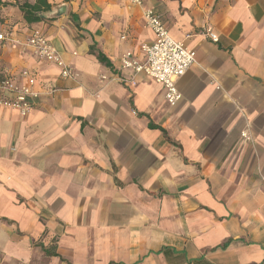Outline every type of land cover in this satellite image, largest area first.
<instances>
[{"label":"crops","instance_id":"obj_1","mask_svg":"<svg viewBox=\"0 0 264 264\" xmlns=\"http://www.w3.org/2000/svg\"><path fill=\"white\" fill-rule=\"evenodd\" d=\"M0 2V80L37 93L0 107V264H264V0H47L33 24L35 0ZM145 10L195 53L174 107L120 67L145 59Z\"/></svg>","mask_w":264,"mask_h":264},{"label":"built area","instance_id":"obj_2","mask_svg":"<svg viewBox=\"0 0 264 264\" xmlns=\"http://www.w3.org/2000/svg\"><path fill=\"white\" fill-rule=\"evenodd\" d=\"M129 2L139 5L141 0H129ZM143 19L153 36L151 42L141 47L145 59L139 62L130 53H126L119 60L120 67L132 70L134 74H143L160 84L164 90L166 103L174 107L182 100V95L176 87V81L194 65L195 53L183 42L175 41L170 37L163 22L154 11L145 10ZM201 35L213 43L218 41L217 36L210 30H205ZM8 36V34L0 33V41ZM24 45L37 58L56 66L63 79L74 78L73 67L63 61L59 52L39 31H33ZM20 76L24 81L23 84H17L8 77L0 80V107L12 109L22 117H26L31 112L32 100L37 97V93L33 91L35 80L28 72L24 71ZM129 83L135 84L134 80ZM242 137L248 139L245 134Z\"/></svg>","mask_w":264,"mask_h":264},{"label":"trees","instance_id":"obj_3","mask_svg":"<svg viewBox=\"0 0 264 264\" xmlns=\"http://www.w3.org/2000/svg\"><path fill=\"white\" fill-rule=\"evenodd\" d=\"M6 3L0 2V8L6 6ZM17 8L23 15V19L27 24L38 23L43 20L42 14L50 11V5L47 0H35V3L30 5L27 2L17 5ZM1 22V20H0ZM92 52V50H91ZM101 63H105V59L100 54L96 55Z\"/></svg>","mask_w":264,"mask_h":264},{"label":"water","instance_id":"obj_4","mask_svg":"<svg viewBox=\"0 0 264 264\" xmlns=\"http://www.w3.org/2000/svg\"><path fill=\"white\" fill-rule=\"evenodd\" d=\"M50 11H51V9H50ZM50 11L46 12L45 14H48V13L51 14V13H53L52 11L51 12ZM56 11L58 12L57 13L58 15H61L62 14V11L59 10V8H57ZM44 18H45V15H44ZM50 18H52V17H50Z\"/></svg>","mask_w":264,"mask_h":264}]
</instances>
